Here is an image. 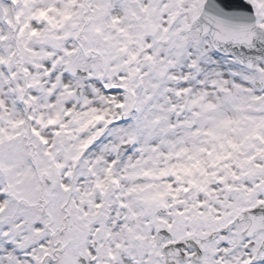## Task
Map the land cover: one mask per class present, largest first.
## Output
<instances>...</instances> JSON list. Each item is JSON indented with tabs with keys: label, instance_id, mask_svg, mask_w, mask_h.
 <instances>
[{
	"label": "snow or ice",
	"instance_id": "1",
	"mask_svg": "<svg viewBox=\"0 0 264 264\" xmlns=\"http://www.w3.org/2000/svg\"><path fill=\"white\" fill-rule=\"evenodd\" d=\"M0 264H264V0H0Z\"/></svg>",
	"mask_w": 264,
	"mask_h": 264
}]
</instances>
